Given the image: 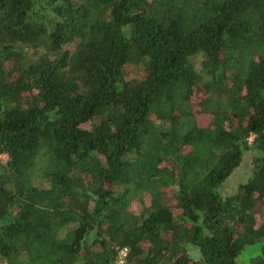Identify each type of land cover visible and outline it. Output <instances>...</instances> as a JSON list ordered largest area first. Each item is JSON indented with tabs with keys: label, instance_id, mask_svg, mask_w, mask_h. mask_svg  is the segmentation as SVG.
Wrapping results in <instances>:
<instances>
[{
	"label": "trees",
	"instance_id": "obj_1",
	"mask_svg": "<svg viewBox=\"0 0 264 264\" xmlns=\"http://www.w3.org/2000/svg\"><path fill=\"white\" fill-rule=\"evenodd\" d=\"M0 155V263L264 264V0H0Z\"/></svg>",
	"mask_w": 264,
	"mask_h": 264
},
{
	"label": "rangeland",
	"instance_id": "obj_2",
	"mask_svg": "<svg viewBox=\"0 0 264 264\" xmlns=\"http://www.w3.org/2000/svg\"><path fill=\"white\" fill-rule=\"evenodd\" d=\"M201 56H197L194 58V62L196 67L199 69L200 62H201ZM253 159V153L252 152H246L243 156L242 163L240 166L232 173V175L226 180V182L223 184L222 188L220 189V194L223 197L229 196L233 194L237 187L248 181V179L251 176V161ZM7 161V157L3 156L0 159V164L5 163ZM41 187H46L47 183H38ZM131 210L133 212L138 213L140 211L139 203L134 202ZM191 256L193 258L197 257V250L193 249L190 252ZM250 255L248 253H243L242 257L239 259L238 264H248ZM0 264H4L1 262Z\"/></svg>",
	"mask_w": 264,
	"mask_h": 264
},
{
	"label": "built area",
	"instance_id": "obj_3",
	"mask_svg": "<svg viewBox=\"0 0 264 264\" xmlns=\"http://www.w3.org/2000/svg\"><path fill=\"white\" fill-rule=\"evenodd\" d=\"M5 156V155H0V159ZM120 256L123 257L124 256V252H120ZM121 259V258H120ZM123 261L122 260H119V264H122Z\"/></svg>",
	"mask_w": 264,
	"mask_h": 264
}]
</instances>
